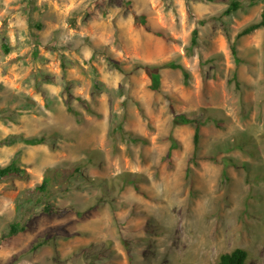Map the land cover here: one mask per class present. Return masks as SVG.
I'll return each mask as SVG.
<instances>
[{
    "label": "rangeland",
    "instance_id": "obj_1",
    "mask_svg": "<svg viewBox=\"0 0 264 264\" xmlns=\"http://www.w3.org/2000/svg\"><path fill=\"white\" fill-rule=\"evenodd\" d=\"M263 8L0 0V168L21 171L0 180V264H264V28L236 39ZM167 63L187 85L161 69L150 91Z\"/></svg>",
    "mask_w": 264,
    "mask_h": 264
},
{
    "label": "trees",
    "instance_id": "obj_2",
    "mask_svg": "<svg viewBox=\"0 0 264 264\" xmlns=\"http://www.w3.org/2000/svg\"><path fill=\"white\" fill-rule=\"evenodd\" d=\"M251 1L255 2V0H251ZM239 5H240L239 3L234 1L227 8V10L225 11V14L236 11L239 8ZM140 25L145 26V18L144 17H140V21H137L134 24L135 28H137ZM261 28H264V8L262 9L260 20L255 22V23L249 24L244 29H242L237 34L236 39H239L243 36H247V35H249V34L253 33L254 31L259 30ZM196 44H197V30H194L189 50H191L194 46H196ZM229 48H230V52L234 58L235 63L239 64L240 60L237 57V50H236L235 42L231 43ZM4 49L7 52V48L4 47ZM143 69H144L146 76L150 80L149 90L154 92V93H158L160 91L161 76H160L159 71L161 69L180 70L182 72L185 85H187L189 77H190L189 73L185 69H183L180 65L175 64V63H167V64H164V65L159 66V67H157V66H144ZM233 80H236V75L233 76ZM72 113L74 115H78L77 113H74V112H72ZM175 121L177 124H179L181 126H186V125L189 126V125L195 124L193 137H192V144H193V155H196V153L198 151V145H199V139H200V135H199L200 125H199V123L193 119L187 118L184 115L176 116ZM21 140L24 144H27V145H38V144L43 143L42 138L21 139ZM167 140L170 141V146H169L168 153H167V159L170 160L172 153L176 149V143L172 138H168ZM77 171H78V168L76 169V172ZM187 174H189V169L187 170ZM10 176H21V171L14 164H10L9 166H6L4 168H0V180L8 178ZM49 182H50V177L46 176L43 180V183L37 188L36 192L41 193V194L46 193L48 190ZM19 225L20 224L16 222L10 226L8 237H12L15 234H17L19 232H23L25 230L24 227H21ZM44 244L45 243L38 244L35 248L37 249ZM247 257H248L247 251H245L244 249L237 248V249L232 250L231 252L221 254L218 258L217 264H245L247 261Z\"/></svg>",
    "mask_w": 264,
    "mask_h": 264
}]
</instances>
